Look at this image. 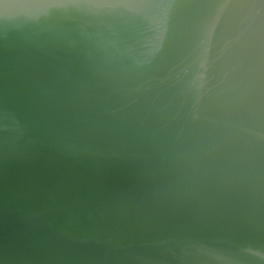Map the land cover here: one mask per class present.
Returning <instances> with one entry per match:
<instances>
[{"label": "water", "instance_id": "obj_1", "mask_svg": "<svg viewBox=\"0 0 264 264\" xmlns=\"http://www.w3.org/2000/svg\"><path fill=\"white\" fill-rule=\"evenodd\" d=\"M0 264H264V0H0Z\"/></svg>", "mask_w": 264, "mask_h": 264}]
</instances>
